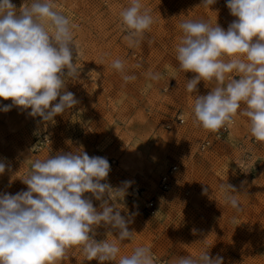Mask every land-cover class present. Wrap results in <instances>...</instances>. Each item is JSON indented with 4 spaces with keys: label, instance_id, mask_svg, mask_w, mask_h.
I'll return each mask as SVG.
<instances>
[{
    "label": "rangeland",
    "instance_id": "rangeland-1",
    "mask_svg": "<svg viewBox=\"0 0 264 264\" xmlns=\"http://www.w3.org/2000/svg\"><path fill=\"white\" fill-rule=\"evenodd\" d=\"M25 2L31 0H12L17 10ZM141 2L154 23L141 45L129 48L119 13L130 0H53L56 10L78 26L74 62L80 71L77 79L68 80L66 90L79 103L50 122L29 116L31 109L0 111V161L6 164L0 192L26 191L22 180L36 159L82 147L90 157L108 160L110 172L102 183L116 188L133 181L117 202L127 209L122 215L135 213L129 225L135 233L118 242L116 260L105 264H118L139 246L151 250L154 264H173L180 256L197 258L205 251L210 258L222 256L223 264H264V142L251 136L248 119L239 110L235 124L221 136L195 122V94L206 95L216 82L201 81L197 92L189 93L187 80L195 74L180 70L176 60L182 21L217 23L226 30L235 17L226 0L210 7L201 5L202 0ZM117 58L125 63L126 74L136 76L134 81L125 83L111 67ZM148 71L160 78H147ZM11 103L0 98V106ZM205 140L209 144L202 147ZM172 165L170 184L162 189L159 178ZM221 184L235 188L239 212L225 202ZM85 195L99 208L100 201ZM148 198L155 200L154 214L144 207ZM109 231L99 226L94 238L113 241L117 233L107 237ZM58 264L100 262L86 260L74 246Z\"/></svg>",
    "mask_w": 264,
    "mask_h": 264
},
{
    "label": "clouds",
    "instance_id": "clouds-1",
    "mask_svg": "<svg viewBox=\"0 0 264 264\" xmlns=\"http://www.w3.org/2000/svg\"><path fill=\"white\" fill-rule=\"evenodd\" d=\"M216 2L202 0L201 5L210 7ZM226 7L235 17L226 30L202 20L178 25L183 35L176 45V60L180 70L195 74L187 80L189 93L195 94L201 81L216 82L206 95L195 94V122L218 132L234 125L239 110L248 119L251 136L264 142V0H226ZM119 16L124 41L129 48H138L154 23L150 10L141 0H130ZM77 27L56 10L53 0H31L19 10L12 0H0V98L12 101L0 106V111L31 109L29 116L50 122L79 103L66 90L68 80L77 79L80 71L74 62ZM111 67L125 83L136 79L126 74L119 58ZM145 75L160 78L151 71ZM78 149L36 159L22 180L26 191L0 192V264H58L74 246L81 248L86 260L105 264L116 260L118 242L132 239L135 232L129 231V225L135 213L122 215L127 209L117 201H123L133 181L116 188L102 183L110 172L108 160ZM5 170L6 164L0 161V174ZM220 188L225 191V202L239 212L235 188L229 184ZM86 193L100 201L99 208ZM203 193H208L207 187ZM99 226L111 229L107 237L117 233L115 239L97 241ZM118 264L154 261L151 250L139 246L121 256ZM173 264H223V257L210 258L205 251L197 258L180 256Z\"/></svg>",
    "mask_w": 264,
    "mask_h": 264
},
{
    "label": "built area",
    "instance_id": "built-area-1",
    "mask_svg": "<svg viewBox=\"0 0 264 264\" xmlns=\"http://www.w3.org/2000/svg\"><path fill=\"white\" fill-rule=\"evenodd\" d=\"M228 75H235V74H228ZM225 83H227V80L225 81ZM235 122H236V117L234 118ZM177 120L179 123H181L183 121L182 118L177 117ZM235 124V123H234ZM231 127H224L221 128L219 130V132L217 133V136H221L223 133H227L230 130ZM209 144L208 140H205L202 143V147H205L206 145ZM175 165L170 166L159 178V187L162 189H165L168 187V185L170 184V178L175 170ZM132 194L136 195L137 194V190L136 187L132 188ZM144 207L146 208V210L148 211L149 214H154L156 211V204H155V200L153 198H148L145 202H144Z\"/></svg>",
    "mask_w": 264,
    "mask_h": 264
}]
</instances>
